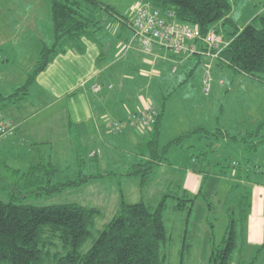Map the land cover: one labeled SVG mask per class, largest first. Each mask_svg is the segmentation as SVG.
Segmentation results:
<instances>
[{
    "label": "rangeland",
    "instance_id": "374dc122",
    "mask_svg": "<svg viewBox=\"0 0 264 264\" xmlns=\"http://www.w3.org/2000/svg\"><path fill=\"white\" fill-rule=\"evenodd\" d=\"M98 1L112 8L115 15H117L116 17L130 20L135 14V7L139 8L142 6L144 0ZM228 1L232 5L230 16L234 20L237 29L251 22L255 13L264 17V0ZM100 16L104 20H107L109 17L112 19L110 21L112 24L103 23V29L100 34L93 36V39H97L94 40L97 44L94 41L87 40L86 45L88 48L89 46L92 47V49H88L89 53L95 49L103 54L102 61L93 65V72H98L110 60L113 64L121 67H114L116 68V72H114L116 76H114L113 80L115 90L111 91L113 92V97L108 99L107 96H100L103 87L96 83L90 87L91 91L95 94L90 91L88 92L87 88L68 91L67 95L59 100V108L57 107L60 113L59 116L62 110L67 111L63 112L66 114L74 109L70 114L60 116L63 117L61 120L62 124L66 122L76 124V113L80 110L79 107L84 108L88 112L89 103H91L93 114L101 116L100 118H104L106 122L117 121V110L118 108L122 109L125 105H127L125 114H128L129 111L139 110L138 108L133 109L132 103L127 102L128 97L125 101L119 100L116 97V92L124 86H127L134 92H138L142 88H135L130 82H125L133 77V72L131 71L128 74L126 67L130 60L143 62L146 56L136 51L138 48L136 42L133 43L132 49L123 53L125 43H128L132 39L131 32L127 29H122L119 22L115 20L116 17L113 18L104 13H101ZM42 42L46 43V45H51L53 42L48 1L0 0L1 94L5 92V85L6 88L14 85V89L25 85L27 77L32 71L33 63L37 59L35 52H37L38 48L41 49ZM125 49L126 46L124 47ZM5 59H7V62H4ZM122 67L125 68L122 69ZM143 73V70H136L134 75L138 76ZM211 78L210 93L206 96L202 89L204 70L202 65L197 64V61H195L188 69L179 67L175 78L172 79L170 77V80H168L172 81L168 88L159 82L157 88H152L149 94L144 95L143 92V95L141 94L138 97L140 102L145 100L150 103L146 107H152L157 113L163 114L158 129V155L162 158L165 157L170 163L169 165L162 166H172L170 169L173 172L169 176L170 183L181 185L179 178L182 177V174L180 171L193 173L194 171H198L200 165L197 167V163L194 161L196 159L203 162L204 158L210 162L207 169L208 173L218 168V170H223L222 172H224L225 176H229L232 173L230 168L231 163L237 161L248 167L247 170L251 176H256L258 181V178L264 181V82L253 80L244 75H233L228 70L218 67H214L211 70ZM94 86L97 87V91L92 90ZM29 90L30 94L27 96V98L29 97V106L34 107L37 105L39 92H37L38 89L36 87L33 90L30 87ZM22 93L23 91L19 92L20 95ZM20 97L22 96L18 98ZM19 104L17 105L19 106ZM196 129L205 131L201 139L197 140L194 136L192 139L183 142L180 146L170 149L168 153L163 152L164 147L175 140L174 138ZM133 131L140 135H145L137 136V139L140 140L138 144L131 143L129 140L130 143L120 140L122 139L120 137L122 135L113 136V138L104 136L108 140L114 139L111 142V146L109 148L103 147L104 151L101 155H99V152L90 153L92 159L97 158L96 161H90L88 147L85 150L84 145H80L76 140L75 143H72L73 139L66 134V131L59 130V135H57L58 138H61L59 139V146L54 141L53 152L50 151L51 154L49 153L51 155L52 166L55 170L51 184L64 183L69 179L76 180L78 171L82 166L85 175L113 172L119 177L122 171L128 167L126 160L133 161L135 156L141 154L140 150L143 145L149 141L147 134L150 130H146L144 133L138 129ZM104 133L105 131L101 130L102 136ZM258 133L261 136V144L257 147L256 152H252V149L249 147H251L252 142L255 140L253 135ZM212 134L213 136L216 135L215 138L219 140L217 143L215 142L216 150L213 151H211L212 148L210 146V135ZM225 134L245 139L239 144L231 143L224 137ZM62 137L66 138L62 139ZM16 144L20 147L25 146L27 149L31 148L28 141L24 139L16 142ZM42 149L46 158L49 148L44 147ZM10 150L11 152H7L0 148V201L2 202H10L12 200L17 204L22 203L44 207L71 204L88 206L87 204L91 200V206L95 208L98 206L95 199L103 191L105 193L104 199L107 203L111 204L115 200L117 191L113 188L117 189L118 186L114 184L92 185L89 192L83 186L52 196L35 197L31 191L38 186L28 185L26 183L28 178L23 177L22 173H13V171H17L15 168H20L29 157L23 151L16 149V147L10 148ZM36 155L38 157L36 160L41 159V152ZM173 177L175 179L171 180ZM157 178L155 186L147 184L146 187L141 189L140 193L134 192L132 194L129 192L131 187H133V182H129L128 184L123 182L122 185L127 203H151L158 193L156 188L158 183ZM113 180L116 181L115 178ZM174 184H171V187H174ZM113 185L114 187H112ZM218 187L217 189L211 183L207 185L206 189H204L197 199L189 218L185 215L182 217L179 214L170 213L171 210L165 212V226L167 229L171 227L174 236L173 241L170 243L171 253L166 259L168 264H208L210 244H208L206 239L209 236L211 237V229L209 228L210 225H208V235L206 233L207 229L204 226V219L208 216L209 223H214L212 224L214 226L212 233L215 245H219L228 224L225 207L226 204L233 202L231 195L227 193L228 186L220 184ZM100 204L102 206V203ZM208 204H212L213 207L210 212L206 210ZM170 205H172L171 202ZM112 213L109 211L102 213V216L97 219L92 230L94 237L108 224L113 217ZM195 223L196 225L194 226L193 224ZM186 230L189 231L188 235L186 234ZM183 236L186 239V249L189 250V253H185L181 257L179 253L183 247L181 242ZM90 244L91 240H88L81 251L85 252L90 247ZM257 248L245 243L238 260L243 264H249ZM255 264H264V251L258 256Z\"/></svg>",
    "mask_w": 264,
    "mask_h": 264
},
{
    "label": "trees",
    "instance_id": "16d2710c",
    "mask_svg": "<svg viewBox=\"0 0 264 264\" xmlns=\"http://www.w3.org/2000/svg\"><path fill=\"white\" fill-rule=\"evenodd\" d=\"M47 1L50 7L53 42L51 45L42 42L43 45H41L25 85L15 88L6 97L0 96V109L17 105L23 98H26L36 78L58 56L71 50L81 52L84 41L97 40L93 39V36L100 34L103 23L112 24L110 22L112 19L109 17L107 20L102 19L101 13L113 18L117 16L112 8L98 0ZM145 4L149 6L150 11H158L165 23L196 27L199 31L197 39L185 43L195 51L190 55L183 56L165 51L167 55L175 59L174 66H176V71L167 76V81L170 77L175 78L179 67L188 69L193 62L197 61L203 69L205 65H209L210 73L214 67H218L228 70L233 75H244L264 82L263 16L257 15L247 25L237 29L230 16L232 5L228 0H144L142 5ZM136 10L135 7V14L130 20L115 18L122 29L131 32L132 37L134 35L132 24ZM211 31L221 38L222 43L228 45L219 46V51H208L203 40ZM133 43L135 41L131 39L125 43L126 49L124 50L123 47V53L132 49ZM136 51L146 57H153L156 49H153L150 55L143 54L139 47ZM144 76L141 74L136 77ZM169 82L172 83V81L166 83ZM96 84L99 83L96 82ZM99 85L103 89L113 90V85ZM20 91H23L21 95ZM19 96L22 97L18 98ZM162 115L156 112L155 122L147 134L149 141L141 148L143 152L140 150L142 154L137 156L138 163H134L126 174L128 178L137 179L140 187H146L147 184L152 185L154 171L162 165L170 164L165 157L158 155V129ZM127 119L110 122L107 127L108 134L120 136L135 130L133 128L113 130L115 125L121 127ZM11 126L1 127L4 132L0 135V140L13 133L14 128ZM204 132L202 129L190 131L187 135L170 142L164 147L163 152L168 153L170 149L180 146L194 136L199 140ZM210 136V146L213 151L216 150L215 146L219 140L215 138L216 135ZM224 137L236 144L245 139L228 134ZM253 137L255 140L249 148L252 152H256L261 144V136L258 133ZM194 162L197 163V167L200 165L198 170L201 172L203 181L224 180L228 184L227 193L233 200L225 207L228 224L219 245H215L212 233L214 223H209L208 216L204 219L208 235V225L211 229V237L206 239L210 244L208 264H243L238 258L242 253L243 245L247 243L245 242L246 221L251 209L253 189L260 185L264 188V181L260 178L258 181L256 176H251L247 170L248 167L237 161L231 163L232 173L229 176H225L223 170H218V168L208 173L210 162L206 158L203 162L196 159ZM18 172L13 171L14 174ZM54 174L55 170L50 159L41 158L34 160L22 176L28 178L26 181L28 185L38 186L31 191L35 197L52 196L81 188L89 181L103 177L102 175L85 176L79 173L76 180L53 185L51 181ZM171 184L174 183L165 185L162 195L154 197L151 203L128 204L121 196L116 213L96 237L92 235V230L97 219L102 216V212L96 208L78 204L36 207L17 204L12 200L10 202L0 201V264H168L166 259L171 253L170 243L174 236L171 227L167 229L165 226L164 214L167 210H171L170 213L179 214L182 217L185 215L189 218L197 199L203 192L200 187L197 194H190L181 185L174 184V187H171ZM212 209V204H208L206 210L210 212ZM193 225L195 226L196 223ZM188 233L189 231L186 230L187 235ZM88 240H91L90 247L85 252L81 251ZM181 242L183 247L179 254L183 257V254L189 253V250L186 249L187 242L184 236ZM263 251L264 242L258 246L249 264H255Z\"/></svg>",
    "mask_w": 264,
    "mask_h": 264
},
{
    "label": "crops",
    "instance_id": "0c3cea01",
    "mask_svg": "<svg viewBox=\"0 0 264 264\" xmlns=\"http://www.w3.org/2000/svg\"><path fill=\"white\" fill-rule=\"evenodd\" d=\"M257 15L258 13L253 14L254 17H256ZM83 43L84 44L81 52L71 50L62 56H58L53 61V63L50 64L48 68L36 78L35 84L33 85L34 87H32V90L36 87L38 89L37 92H39L37 97L39 99L36 106L30 107L28 101L29 97H26L18 102V104L20 103L19 106L14 105L8 106L4 109H0V127L12 125L11 128H14L13 133L10 136L5 139H1L2 141L0 140V148H2L3 151L11 152L10 148L16 147V149H18L19 151H23L24 154L29 157L28 160H26L23 165L20 166V168H15L20 173L25 172L29 168L31 163H33L34 160L38 159L36 154L39 152H41V158L50 159V161H52L50 151L53 152L52 148L54 147V141L56 142L55 144H58L59 146V139H61L57 137V135H59V130H65L66 134L73 139L72 143H75L76 140V142H79L80 145H84L85 150L88 147V157L90 161L97 160V158L92 159L90 157V153L99 152V155H101L104 151V148H109L111 146V142L114 140H108L104 137L108 136L113 138L112 135L107 133V127L110 122H106L104 118H100L101 116L94 115L92 112L91 103H89L88 112L84 108L78 106L80 108L78 112L80 113H76V124H73L72 122H66L65 124L61 123L63 117L60 116H66L70 114L74 109L73 108L66 114H64L63 112L67 111L62 110V113L59 116V109H57V107L59 108V100L66 96L68 91L79 88H87L88 92H92L90 87L92 85H95L96 82L101 84L102 86L113 85L114 76H116L114 73L116 72V68L114 67L121 68L118 65L113 64L110 60L107 65L101 68L98 72H93V65L97 62L99 63L100 61H102L103 54L99 53L95 49L93 50L95 53L93 51L89 53L88 49H92V47L89 46L88 48V46L86 45V41H84ZM39 51L40 48H38L37 52H35L36 56H38ZM4 62H7V59H5ZM143 62L135 60H130L128 62L126 70H128V74H130L131 71L133 72V79L131 78L129 79V81H125L133 84L135 88H142L138 92H134L133 90L131 91L127 86H124L122 88H119L118 92H116V97L119 98V100L125 101L128 97L127 102L132 103L133 109L138 108L139 110L129 111L128 114H125L127 105L123 106L122 109L118 108V114L116 116L118 120L127 119L133 114H136L137 112L143 110L147 105H150V103L146 102L145 100H142V102L139 101L138 97L143 92L144 95L149 94L152 88H157L159 82L163 83L166 88H168L171 84V82L166 83L168 82L166 78L167 76L171 75V70L172 67H174L175 59L171 58L170 55H167L164 50L156 49L155 56L145 57L143 59ZM123 68L125 67H122V69ZM136 70H143V74L146 77H136L134 75V72ZM156 75H158L159 77L155 78L154 76ZM161 77L163 78L161 79ZM4 90L5 92L3 94L0 93V96L6 97L14 90V85L9 86L8 88H6L5 85ZM114 90L115 86L113 85V90L103 89L101 91L102 94L99 95L102 97L107 96L108 99H111L113 97V92L111 91ZM101 130H103V132L105 131L103 136L101 135ZM188 133H190V131ZM188 133L177 136L174 139L185 136ZM137 136L145 135H140L138 133H135L134 131H129L120 136L122 138L120 140H124L127 142L130 141L131 143L138 144L140 140L137 139ZM64 138L66 137H62V139ZM23 139L28 141V144L31 148L27 149L25 146L20 147L16 144V142L22 141ZM44 147L49 148L46 158L44 156V153L42 152V148ZM141 151L143 152V149ZM137 159V156H135L133 161H128L129 159L126 160L128 167L126 168V170L122 171V174L119 177L113 172L97 174L102 175L103 177L89 181L86 185H84L85 190H87L88 192L90 190V186L92 185L114 184L115 186H118L117 189L113 188L117 191L115 194L114 202L111 204L107 203L104 199L105 193L103 191L100 196L95 199L98 204V206L95 207L96 209L100 210L102 213H107L108 211L110 213L113 212L111 215H114L118 209V204L121 196H123L125 202L127 203L122 185L123 182H125L126 184H128L129 182H133V187H131V190L129 192L130 194L134 192H141V189L143 187H140L139 181L135 178H128L126 176L131 166L139 160ZM81 164L83 165V163ZM171 167L172 166H160L154 171L152 183L153 186H155L154 184L158 176V183L156 186L158 193L155 197H159L160 195H162L165 185L171 182L169 177L170 173L173 172V170L170 169ZM79 173L85 175L83 173V166L78 171V176ZM180 173L182 174V177L179 178V181L183 189L190 194H197L200 187H202L201 190L204 191L209 183H211V185H215L217 189L219 188L218 186L220 184L228 185L226 182H224V180L220 179H208L206 181H203V178H201V175H199L201 173L200 170L196 172L194 171V173L187 171H180ZM97 175L86 174L85 176ZM114 178L116 181L113 180ZM174 179L175 178L173 177L171 180ZM114 185L112 187H114ZM100 203H102V206ZM87 205L88 206H83L93 208L91 206V200H89ZM246 222L247 225L245 239L247 244L251 245L252 247H258L262 245L264 242V188L261 187V185L253 189L251 209Z\"/></svg>",
    "mask_w": 264,
    "mask_h": 264
},
{
    "label": "built area",
    "instance_id": "2783aa9c",
    "mask_svg": "<svg viewBox=\"0 0 264 264\" xmlns=\"http://www.w3.org/2000/svg\"><path fill=\"white\" fill-rule=\"evenodd\" d=\"M132 28L134 35L131 40H134L141 52L145 55L153 53V49L169 51L178 55L188 56L195 52L186 41H194L199 37V31L196 27L178 26L174 23L167 24L161 18L158 11H150L148 5H142L136 10V15L133 20ZM208 51H219V46L226 47L227 43H222L213 31L207 34L203 40ZM203 93L208 96L211 89V73L210 66H204ZM176 71V66L172 68V72ZM97 91V87L92 88ZM156 111L152 107H145L143 110L130 116L127 121L120 126L115 125L113 130L119 131L121 128H133L139 131L150 130L155 122ZM4 130L0 129V135Z\"/></svg>",
    "mask_w": 264,
    "mask_h": 264
}]
</instances>
